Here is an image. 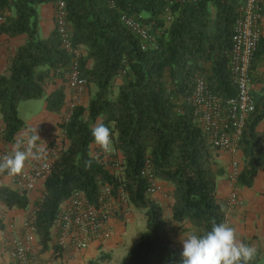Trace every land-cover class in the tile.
Instances as JSON below:
<instances>
[{
    "label": "trees",
    "instance_id": "1",
    "mask_svg": "<svg viewBox=\"0 0 264 264\" xmlns=\"http://www.w3.org/2000/svg\"><path fill=\"white\" fill-rule=\"evenodd\" d=\"M58 2L64 4L73 47L83 51L81 72L90 89L86 104L59 125L68 145L57 153L42 195L33 202L39 252L49 247L53 253L59 251L54 222L73 192H82L92 202L109 186L114 193L123 189L128 206L143 211L146 223L120 264H180L172 227L188 225L190 233L201 234L213 222L226 219L225 203L216 197L226 169L196 123L188 99L197 77L220 98L235 96L228 64L233 27L245 0H0V37L25 36L0 74L4 146L13 144L25 127L18 117L20 102L43 99L45 110L58 116L65 107L70 56L55 27L46 38L38 29V7L51 4L55 9ZM123 16L147 27L153 41L143 42L124 24ZM249 73L256 85L254 110L238 143L242 160L236 184L245 188H251L264 170L262 133L257 131L264 120L263 34ZM101 123L110 128L112 147L122 157L121 173L105 170L92 155L91 129ZM146 160L156 178L172 188L169 218L140 176ZM29 204L27 192L0 185L1 207L24 211ZM251 264H259L258 259Z\"/></svg>",
    "mask_w": 264,
    "mask_h": 264
},
{
    "label": "built area",
    "instance_id": "2",
    "mask_svg": "<svg viewBox=\"0 0 264 264\" xmlns=\"http://www.w3.org/2000/svg\"><path fill=\"white\" fill-rule=\"evenodd\" d=\"M181 2L188 0H180ZM112 6V4H111ZM54 27L60 38L61 46L70 56V68L65 75V84L69 91L64 109L57 119L59 138L54 147H47L42 151L35 165L23 168L18 173H11L14 190L19 192H33L39 182H44L49 176L51 164L57 153L64 147V141L59 125L67 122L73 110L84 104L87 93V80L81 72L80 60L83 51L73 47L71 34L65 23L63 2H58L54 9ZM264 11V0H245L240 9V16L235 21L231 37V53L228 64L230 78L235 87L234 97L222 99L213 94L202 77H197L189 104L193 117L205 136L207 143L215 150L225 152L229 158V170L226 180L229 186L227 206L237 208L243 206V200L237 191V179L241 168L237 155L238 143L241 138L246 119L254 110L253 93L255 83L249 73L250 63L262 36L261 20ZM168 13V10H166ZM169 19V17H167ZM143 42H152L153 37L149 29L125 16L121 19ZM4 21L0 14V24ZM107 151L93 142V151L103 168L110 173L122 172V157L112 147ZM1 144V143H0ZM21 151H25L23 148ZM9 154L8 150L0 148V157ZM141 178L146 182L147 193L150 196L159 194L165 196L164 184L154 174V168L149 160L144 162L140 171ZM0 185H2L0 180ZM127 196L123 189L115 193L109 186L99 190L95 201L90 202L82 192H73L68 200L61 205L59 217L54 222L56 237L54 245L59 252H82L89 245L108 234L107 223L111 217L122 211L127 213ZM34 212L32 208L27 212L23 222L14 227L8 224L2 234V244L8 257V264H43L40 258L38 239L34 226ZM224 223L227 225L226 217ZM108 231V232H107ZM174 235L171 234V237Z\"/></svg>",
    "mask_w": 264,
    "mask_h": 264
},
{
    "label": "crops",
    "instance_id": "3",
    "mask_svg": "<svg viewBox=\"0 0 264 264\" xmlns=\"http://www.w3.org/2000/svg\"><path fill=\"white\" fill-rule=\"evenodd\" d=\"M54 6L51 4H41L38 7V29L39 36L46 38L54 30ZM264 24V16L261 20V27ZM25 40V36H18L14 38H7L6 36L0 37V74L4 73L7 66L8 57L11 56L15 50L20 47ZM61 83L58 81L56 86ZM66 97L69 96V91L65 84ZM53 89V88H52ZM51 88L48 90L51 91ZM87 100L85 101L86 104ZM58 115L49 113L45 110V101L40 112L31 115L26 121H22L25 125L24 129L20 130L14 137V143L9 145L0 144V148L8 150L9 154L15 149L16 145L19 144L20 149H24L28 153L27 158L24 162L26 168L35 165L36 161L40 157V153L47 147H54L57 139L59 138V129L57 126ZM2 128V122L0 120V129ZM257 131L262 133V146L264 148V120L258 125ZM64 147L68 145L67 141H63ZM92 155L93 146H90ZM240 154L241 160L242 156ZM237 155V157H238ZM218 161L226 169L227 175V154L222 151H216ZM220 179L216 187V197L220 202L225 203V213L228 219V225L235 229L237 238L257 249V255L255 259L260 260L264 257V170L257 173L254 183L251 188L237 187L239 196L243 200V206L237 208H230L227 206V195L229 192V186L226 180ZM0 180L2 185L9 187L14 190L13 178L7 170L0 171ZM171 187H165V196L156 194L151 196L153 200L160 203L164 208V216L169 218L171 216L170 207L173 203L172 198L168 196L171 192ZM43 191V182H39L36 189L33 192L27 193L28 200L30 202L27 210H6L0 206V220L3 227L0 228V264H8V257L4 253L2 244V234L4 233L8 224L12 223L14 227L19 226L25 219L27 212L33 208V202L39 199ZM130 213L128 207L127 213L122 211L117 212L114 217H111L107 223L108 234L104 233L102 237L96 241H93L87 250L82 252L75 251H64L55 252L49 247L44 253H40V258L43 264H69L75 261L74 264H84L87 260H91L95 257L98 249L102 246L101 244L110 240L111 243L115 242L120 244L123 242L120 236L124 233L123 228L126 225V218ZM189 226L184 225L181 229L178 226L171 228L170 234L176 235L178 238L179 252L182 250L180 239H183L187 234L190 233ZM55 239V236H53ZM53 241L51 242V244ZM107 242L106 244H109ZM79 257H78V256ZM78 258H77V257ZM76 258V259H74Z\"/></svg>",
    "mask_w": 264,
    "mask_h": 264
},
{
    "label": "clouds",
    "instance_id": "4",
    "mask_svg": "<svg viewBox=\"0 0 264 264\" xmlns=\"http://www.w3.org/2000/svg\"><path fill=\"white\" fill-rule=\"evenodd\" d=\"M91 136L103 150H108L111 143L108 126L101 123L93 127ZM27 155L17 144L10 154L0 157V171L20 172ZM180 243V264H251L257 255V249L239 240L235 229L226 223L213 222L210 230L189 233Z\"/></svg>",
    "mask_w": 264,
    "mask_h": 264
},
{
    "label": "rangeland",
    "instance_id": "5",
    "mask_svg": "<svg viewBox=\"0 0 264 264\" xmlns=\"http://www.w3.org/2000/svg\"><path fill=\"white\" fill-rule=\"evenodd\" d=\"M262 34L264 35V24L262 25ZM89 89L90 88L87 87L85 101L88 98ZM85 101H84V104H85ZM43 104H44L43 99L20 102L17 108L18 117L22 121H26L27 119L31 117V115H34L40 112L41 108L43 107ZM0 120H1V115H0ZM62 146H64L63 141L61 142V147ZM237 160L241 168L240 154L238 155ZM229 162H230V158L228 156L227 164H226L228 166L227 170H229ZM128 207L130 208V213L128 217L126 218V225L123 228L124 233L120 236L123 242L121 244L120 242L116 244L115 242L111 243L110 240L106 241L105 243L101 244L102 246L98 249V252L96 253L95 257L91 260H87L86 263L84 264H120L123 257L137 244L141 234L145 232L146 230L145 216H144L143 211L137 210L130 205ZM171 239L173 241V246L176 247L178 244V238L176 237V235H174L173 237H171ZM107 242H110V243L106 244ZM4 253L6 252L4 251ZM74 263L75 261H72L69 264H74ZM258 263L259 264L264 263V257L260 258V260H258Z\"/></svg>",
    "mask_w": 264,
    "mask_h": 264
}]
</instances>
